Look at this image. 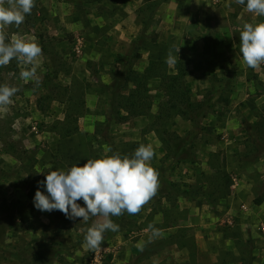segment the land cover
Segmentation results:
<instances>
[{
	"label": "rangeland",
	"instance_id": "1",
	"mask_svg": "<svg viewBox=\"0 0 264 264\" xmlns=\"http://www.w3.org/2000/svg\"><path fill=\"white\" fill-rule=\"evenodd\" d=\"M245 23H264L246 0H35L19 27L8 26L6 42L35 41L42 55L39 85L20 78L30 65L13 59L0 67V85L19 88L0 108V264H264V64L243 62ZM170 49L187 72L192 107L202 109L198 128L169 120L164 130L182 138L169 151L152 129L164 100L159 80L148 82V116L110 126L104 86L115 69L142 72L151 60L166 62ZM73 76L85 112L78 133L59 138L51 127L64 118ZM141 144L155 151L157 194L139 214L111 217L119 231H107L99 251L84 241L97 217L71 220L34 207L50 171L131 157ZM149 225L161 233L151 242Z\"/></svg>",
	"mask_w": 264,
	"mask_h": 264
},
{
	"label": "clouds",
	"instance_id": "2",
	"mask_svg": "<svg viewBox=\"0 0 264 264\" xmlns=\"http://www.w3.org/2000/svg\"><path fill=\"white\" fill-rule=\"evenodd\" d=\"M244 5L245 0H235ZM35 7V0H0V67L7 66L13 59L25 66H31L20 72V78L27 82L41 81L37 76L35 61L42 55L41 46L35 41L16 37L8 40V26L19 27ZM246 10L264 17V0H246ZM240 52L246 66L256 69L264 64V23H245L239 34ZM178 53L180 48L176 50ZM179 58V56H178ZM177 57L170 49L166 63L172 65ZM18 87L0 85V108L12 103V97ZM111 152V149H106ZM155 156L151 145L141 144L129 157L112 154L98 159H89L83 166L73 165L67 171L53 170L46 174L39 185L45 192L38 190L33 199L34 207L41 212L58 210L66 218H82L87 222L97 217L84 236L85 247L99 251L107 231H119V225L111 217H119L125 212L139 214L157 194L159 173L150 165ZM39 173V172H38ZM83 200L84 207L77 201ZM152 239L161 235L154 225H149Z\"/></svg>",
	"mask_w": 264,
	"mask_h": 264
},
{
	"label": "trees",
	"instance_id": "3",
	"mask_svg": "<svg viewBox=\"0 0 264 264\" xmlns=\"http://www.w3.org/2000/svg\"><path fill=\"white\" fill-rule=\"evenodd\" d=\"M174 70V74H169L168 64L165 61L151 60L142 72H137L130 65L128 67L124 65L122 69L112 71L110 84L104 86L107 97L105 125L110 126L112 122L120 123L130 118L148 116L153 106L148 82L158 79L164 100L158 106L152 120V129L164 149L170 151L172 147H177V142L182 138L164 128L170 124L169 120L176 116L189 121L193 127L198 128L202 105L192 107L191 91L186 85L187 72L183 63L177 61L174 64ZM63 91L65 95L61 100L66 103L64 118L51 127V131L56 132L59 138H67L78 133V120L85 112V95L82 91V84L76 77L71 78V87L68 86ZM177 152L178 150H175L174 153ZM216 172L220 175L219 167L216 168ZM217 192L223 196L221 184ZM56 212L62 213L58 210ZM62 215L66 218L63 213Z\"/></svg>",
	"mask_w": 264,
	"mask_h": 264
},
{
	"label": "built area",
	"instance_id": "4",
	"mask_svg": "<svg viewBox=\"0 0 264 264\" xmlns=\"http://www.w3.org/2000/svg\"><path fill=\"white\" fill-rule=\"evenodd\" d=\"M214 1H217V0H214ZM75 51H76V53H79V48H76ZM232 181H233V183L231 184V188H234L236 186V182H234V181H236V179L233 178ZM261 229H262V231H264V226H261Z\"/></svg>",
	"mask_w": 264,
	"mask_h": 264
},
{
	"label": "crops",
	"instance_id": "5",
	"mask_svg": "<svg viewBox=\"0 0 264 264\" xmlns=\"http://www.w3.org/2000/svg\"><path fill=\"white\" fill-rule=\"evenodd\" d=\"M139 7V5H137V8ZM198 233L196 232V234L194 235L195 239H196V242H198ZM173 245H177V243H173ZM120 253V252H119Z\"/></svg>",
	"mask_w": 264,
	"mask_h": 264
}]
</instances>
